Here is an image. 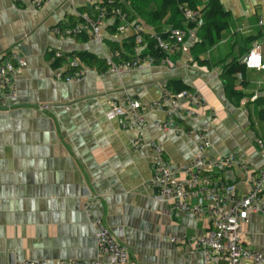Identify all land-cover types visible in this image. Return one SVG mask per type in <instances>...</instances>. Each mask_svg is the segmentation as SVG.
Listing matches in <instances>:
<instances>
[{
	"label": "crops",
	"instance_id": "crops-1",
	"mask_svg": "<svg viewBox=\"0 0 264 264\" xmlns=\"http://www.w3.org/2000/svg\"><path fill=\"white\" fill-rule=\"evenodd\" d=\"M100 1L50 0L36 10L28 1L15 5L0 0V59L13 51L20 61L14 108H0V264L25 260L108 264L97 250L96 230L86 207L128 247L130 264H206L191 237H202L212 220L170 211V200L150 185L153 152L149 147L134 150L130 141L141 136L147 144L157 142L175 167L194 160L197 133L204 131L211 141L209 158L237 155L255 170L264 168V70L248 69L244 63L254 45L261 47L264 59L260 25L264 0H220L230 13L222 39L197 53L202 39L198 30L190 31L171 56L173 69L153 66L117 73L83 62L84 79L57 80L56 70L64 71L67 65L55 57L56 52L88 54L105 62L115 45L124 47L134 37L132 28L117 30L115 17L107 18L99 39L88 33L87 38H60L51 32L56 25H73L79 20L77 12H92ZM135 53L134 49V54H126ZM196 56L210 64H200ZM235 61L246 67L233 76L239 96L229 93L223 78L225 66ZM172 81L198 93L215 112L214 117L201 111L191 118L179 110L177 122L183 131L192 132L190 137L154 125L168 113L150 105L176 94L169 88ZM128 99L146 107L144 129L125 130L117 119L107 117L113 103L128 109ZM221 176L246 193L238 168ZM178 179L189 183L182 175ZM240 231L246 246L264 251L262 215L250 214Z\"/></svg>",
	"mask_w": 264,
	"mask_h": 264
},
{
	"label": "built area",
	"instance_id": "built-area-1",
	"mask_svg": "<svg viewBox=\"0 0 264 264\" xmlns=\"http://www.w3.org/2000/svg\"><path fill=\"white\" fill-rule=\"evenodd\" d=\"M15 5L28 1L36 10H42L50 0H12ZM101 0L92 7V14L78 13L80 22L75 25L52 27L51 32L60 38L80 36L88 33L93 39H99L101 30L108 18L107 7ZM115 17L118 16L119 25L117 30L124 32L128 28L134 31L139 46L135 48L133 58H125L119 51H113L105 59L108 70L113 72H125L150 68L153 66H166L169 69L175 68L172 54L184 42L186 33L181 30H171L167 39L157 37L156 48L161 49L166 55L155 58L151 55H144L141 51L143 33L142 26L131 23L127 20V14L117 9ZM185 17L196 22L199 13L185 9ZM264 26V21H260ZM156 37L155 33L152 34ZM57 59L66 62L67 69H57L55 78L64 83L79 82L86 76L87 69L79 57L56 52ZM20 63L19 55L10 51L0 59V108L12 110L17 99V64ZM248 69L264 70V59L261 47L254 45L244 58ZM129 108L124 109L116 103L111 104L108 118L117 119L122 129L135 130L144 129L147 126L145 118L146 107L139 100L128 99ZM151 108H165L168 116L162 121L154 122V125L163 130H172L176 133H185L190 137L191 131H183L177 122L176 114L184 110L188 117H197L201 111L210 112L211 117L215 112L210 110L205 101L198 93L182 91L172 96H163L155 101ZM43 110L48 106H42ZM198 152L194 160L186 165L171 166L164 156V148L157 142L145 143L139 136L131 139L130 144L134 150L141 151L150 148L153 152L152 174L150 185L156 188L159 196L168 198L171 202V210H181L191 213L199 218L207 216L212 220V227L202 237H191L195 242V250L202 251L205 255L206 264H264V251L252 250L245 245L240 231V224L248 222L249 215L258 213L264 217L262 200L264 197V168L255 170L249 161L240 159L237 155L209 158L207 150L211 141L204 131L197 133ZM264 160V152L262 153ZM238 168L243 173L241 183L247 187L246 193H240L236 186L226 180L221 174L227 170ZM182 175L188 179V184H182L178 177ZM86 211L91 224L96 230V246L98 252L106 256L108 264H130V252L126 245L119 242L111 232L110 228L102 219L91 215L88 207ZM169 212V211H168ZM171 242L176 243L175 238ZM22 264H102L100 261L84 263L81 261H58L49 263L40 260H25Z\"/></svg>",
	"mask_w": 264,
	"mask_h": 264
},
{
	"label": "trees",
	"instance_id": "trees-1",
	"mask_svg": "<svg viewBox=\"0 0 264 264\" xmlns=\"http://www.w3.org/2000/svg\"><path fill=\"white\" fill-rule=\"evenodd\" d=\"M203 1L205 2L202 4ZM104 4L107 7L108 18L115 17L114 12L117 9H121L127 14V20L129 22L143 27L145 32L140 43V46L143 47V54L151 55L155 58L166 55L161 49L156 48L158 44L157 37L167 39L168 33L171 30L177 29L184 31L186 33L185 39L190 31L198 30L202 41L197 43L195 52L202 53L207 51L209 47L217 44L222 39L223 32L229 27L230 13L223 7L220 0H111V3L106 1ZM185 9L198 12L199 19L196 22L188 20L184 14ZM87 13L92 14L91 11ZM115 18L118 26V16ZM80 21L79 18L73 25ZM147 30L154 32L156 37H153L152 33L147 32ZM82 36L85 38L88 37L87 33H83ZM137 46L139 44L136 38L132 37L125 42L124 47L120 44L115 45L113 51H119L125 58L130 59L135 55L133 57H127L126 53L134 54V49ZM78 57L82 62L88 63L91 66L99 64L101 68L108 69L106 62L96 57L88 54H79ZM196 58L202 65L210 64L208 60H201L198 56ZM245 69L246 67L244 65H239L236 61L225 66L223 78L226 81L227 89H229L231 95L239 96V93L234 90L233 76L238 72H244ZM169 88L174 90L175 93L189 90L180 81H172L169 84Z\"/></svg>",
	"mask_w": 264,
	"mask_h": 264
}]
</instances>
